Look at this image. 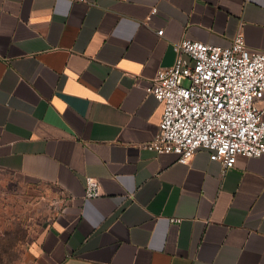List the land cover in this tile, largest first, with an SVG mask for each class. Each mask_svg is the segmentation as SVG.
Returning <instances> with one entry per match:
<instances>
[{
    "label": "crops",
    "instance_id": "obj_1",
    "mask_svg": "<svg viewBox=\"0 0 264 264\" xmlns=\"http://www.w3.org/2000/svg\"><path fill=\"white\" fill-rule=\"evenodd\" d=\"M238 32L264 52V0H0V172L66 201L31 264H264V156L151 147L174 45Z\"/></svg>",
    "mask_w": 264,
    "mask_h": 264
},
{
    "label": "built area",
    "instance_id": "obj_2",
    "mask_svg": "<svg viewBox=\"0 0 264 264\" xmlns=\"http://www.w3.org/2000/svg\"><path fill=\"white\" fill-rule=\"evenodd\" d=\"M156 34L162 37L163 31ZM174 52L173 65L158 71L146 88L162 104L152 149L175 155L180 164L198 150L208 151L223 172L239 156H264V52L249 49L241 32L229 47L184 39ZM100 194L98 183L86 179L85 197Z\"/></svg>",
    "mask_w": 264,
    "mask_h": 264
},
{
    "label": "rangeland",
    "instance_id": "obj_3",
    "mask_svg": "<svg viewBox=\"0 0 264 264\" xmlns=\"http://www.w3.org/2000/svg\"><path fill=\"white\" fill-rule=\"evenodd\" d=\"M65 202L52 185L0 172V264H31Z\"/></svg>",
    "mask_w": 264,
    "mask_h": 264
}]
</instances>
